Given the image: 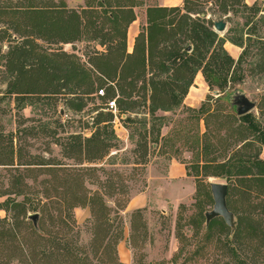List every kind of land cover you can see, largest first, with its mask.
Returning a JSON list of instances; mask_svg holds the SVG:
<instances>
[{"label":"trees","instance_id":"16d2710c","mask_svg":"<svg viewBox=\"0 0 264 264\" xmlns=\"http://www.w3.org/2000/svg\"><path fill=\"white\" fill-rule=\"evenodd\" d=\"M203 1L216 3L223 15L230 12L247 14L246 22L241 28H230L221 37L213 29L212 21L200 17L204 12L198 10L199 3ZM144 4L145 0H85L81 10H76L70 9L64 0L58 3L54 0H8V4L0 6V24L5 27V31L0 32V60L10 77L8 94L15 95L16 101L35 95L41 98L63 96L67 105L82 111L86 106L84 98L92 95L97 85L111 84L108 97L110 101L115 100L117 110L133 113L150 102L149 112L155 118L158 111L170 112L182 104L199 73L211 91L224 93L233 85L242 84L246 79L243 66L252 50L256 49L255 56L259 57L256 69L264 72V38L258 35L256 26L245 32L261 12L258 2L248 5L245 0H184L183 8L150 6L146 10V26L135 37L130 53L128 30L137 20L136 8ZM5 18L8 22H3ZM258 21L264 25V15ZM82 38L103 49L95 48L85 63L63 50V45ZM5 42H8V51L2 53ZM228 42L242 49L237 60L225 48ZM46 45L57 48H46ZM176 90H181V96ZM139 92H143L142 101L138 98ZM210 100L197 111L207 112ZM76 101H79L77 105ZM99 109L95 110L91 136L72 135V143L65 148L67 157L84 154L89 162H96L105 159L115 148L111 142L116 139V116L111 111ZM236 119L239 136L233 154L221 162L204 160L203 165H197L196 174L187 171V175L226 179L229 183L227 204L238 221L235 237L241 239L247 235L250 240L264 244V159L261 158L264 128L252 113ZM121 122L140 121L128 115ZM142 123L147 124V120ZM147 138L145 132L140 143L146 155ZM13 141V137L8 136V160L0 161V166L33 169L61 165L36 159L26 163L20 160L19 163ZM257 144L259 148L251 153ZM214 146L206 137L201 143L200 155L205 157ZM66 178H69L66 184L82 188L80 174H67ZM24 180V173L14 177L12 187L8 188V200L0 206L8 213L5 218H0V264H4L5 251L9 253V250L20 252L26 260L30 262L31 259L37 264H91L82 247L72 239V235L78 234L73 213L65 218L61 211L57 217H52L50 230H47L46 220H42L37 229L33 224L29 232L23 234L25 220L30 217ZM115 192L113 188L110 195ZM60 194L64 200L45 194L49 203L45 204L44 210L65 205L72 211L77 207H90L96 223L95 242L99 244L98 239L101 240L96 247L97 254H103L112 242L116 245L123 239V230L114 237L112 210L99 193L90 196L84 189L68 188ZM18 197H24V200L19 202ZM32 211H38V208L34 207ZM219 222L223 230L228 229L222 218H216L206 226L207 231H212ZM27 238H35L42 244L33 246L32 252L28 253ZM6 256L8 263L14 258L13 255Z\"/></svg>","mask_w":264,"mask_h":264},{"label":"rangeland","instance_id":"374dc122","mask_svg":"<svg viewBox=\"0 0 264 264\" xmlns=\"http://www.w3.org/2000/svg\"><path fill=\"white\" fill-rule=\"evenodd\" d=\"M60 1L54 0L56 3ZM64 1L70 9L81 10L85 5V0ZM245 1L248 5L258 2L261 6V12L245 28V32L256 26L258 35L264 38V25L258 21L264 15V0ZM6 4L8 0H0V6ZM199 4L198 10L205 15L200 17L214 24L220 20L226 22V32L218 33L221 37L230 28H241L246 22L247 14L230 12L223 15L216 3L203 1ZM150 6L183 8L184 0H145L143 6L136 8L137 20L128 30L130 53L134 49L135 37L146 26V10ZM2 20L8 22L7 18ZM2 24L0 32L5 31ZM130 30L132 36L129 35ZM226 44L225 48L237 60L242 49L229 42ZM46 48L57 47L46 45ZM63 48L83 63L88 61L95 48L103 50L84 38L65 44ZM7 51L8 42H5L2 53ZM256 53V49L252 50L245 60V81L233 85L220 97L214 95L202 73H199L182 104L170 112L158 111L154 118L149 112L150 102L147 106L136 108L133 113L125 114L117 110L114 113L116 139L111 142L115 148L105 159L96 162H89L84 154L79 156L75 153L72 158L67 157L65 148L72 143V135L91 136L93 118L97 114L95 110L102 107V111L108 112L106 103L110 101L108 92L111 84L97 85L94 93L84 98L86 106L82 111L67 105L63 96L41 98L35 95L16 101L15 95L8 94L10 77L3 66L4 62L0 60V161L8 160L9 136L14 139L19 163L20 160L26 163L33 159L61 163L58 167L38 166L33 169L17 165L0 166V206L8 200V188L12 187L14 177L24 173L27 187L23 189L27 193L28 216L38 214V225L46 220L47 230H50L52 217H57L61 211L65 218L73 213L78 234L72 235V239L82 247L91 264H264V244L260 241L250 240L247 235L238 239L235 237L236 231L233 233L229 227L223 230L220 222L215 224L212 231H207L205 213L214 206L210 182L229 185L226 179L187 175V171L196 174L197 165H203L204 160L221 162L233 154L239 136V122L236 119L239 116L233 106L236 95L244 94L256 103L252 114L264 128V72L256 69L259 60ZM102 89L104 95L99 93ZM176 94L181 96V90H176ZM146 95L149 98V93ZM138 98L143 100V92L138 93ZM208 99H211L208 111L199 113L197 110ZM74 103L77 105L79 101ZM128 115L140 122L122 123L121 120ZM145 120L147 124L142 123ZM145 132L148 133V156L140 145ZM206 137L215 146L204 157L200 152L201 143ZM259 146L257 144L250 152L255 153ZM261 158L264 159V150ZM67 174H80L82 188L66 184L65 181L69 179L66 178ZM68 188L84 189L90 196L96 192L103 196L112 210L114 223L111 231L115 237L123 230V239L116 245L112 242L103 254H97L96 247L101 240L98 239L99 244L95 242L96 223L90 207H77L72 211L65 205L60 209L51 207L48 211L44 210L45 204L49 203L45 194L64 200L60 193ZM113 188L116 192L110 195ZM138 196L140 199L133 206L130 205ZM17 200L22 202L24 197ZM34 207L38 211H32ZM6 216L8 213L0 209V218ZM25 223L23 234H27L33 226L30 217L26 218ZM34 239L25 240L26 252L30 253L33 246L42 244ZM120 246L125 248V253ZM9 253L5 251L4 264H37L31 259L30 262L26 260L20 252L9 250ZM6 255H13V260L8 263Z\"/></svg>","mask_w":264,"mask_h":264},{"label":"water","instance_id":"95a60500","mask_svg":"<svg viewBox=\"0 0 264 264\" xmlns=\"http://www.w3.org/2000/svg\"><path fill=\"white\" fill-rule=\"evenodd\" d=\"M203 16L205 15L203 14ZM214 30L216 33H225L227 30L226 22L223 20L215 22ZM188 50H191V48L189 47ZM221 94L222 93L218 90L214 91V95L217 97L222 96ZM233 106L236 107L237 115L241 117L252 113V111L256 108V103L251 101L246 95L238 94L235 96ZM210 189L214 200V206L211 211L205 213L206 226H208L212 220L216 218H222L225 224L234 233L237 229L238 221L235 214L229 209L227 204V197L229 192L228 184L210 182ZM30 219L33 221V224L37 229L39 215L34 214L30 216Z\"/></svg>","mask_w":264,"mask_h":264},{"label":"built area","instance_id":"2783aa9c","mask_svg":"<svg viewBox=\"0 0 264 264\" xmlns=\"http://www.w3.org/2000/svg\"><path fill=\"white\" fill-rule=\"evenodd\" d=\"M99 93H100V95H103V91H100ZM107 108H108L107 109L108 111L116 113L117 112V105H116L115 100L109 101L108 104H107Z\"/></svg>","mask_w":264,"mask_h":264},{"label":"crops","instance_id":"0c3cea01","mask_svg":"<svg viewBox=\"0 0 264 264\" xmlns=\"http://www.w3.org/2000/svg\"><path fill=\"white\" fill-rule=\"evenodd\" d=\"M166 7H167V6H166ZM129 35L132 36V31H131V30L129 31ZM226 45H227V44H226ZM226 45H225V46H226ZM233 46H234V45H233ZM234 47H236V46H234ZM139 199H140V196L136 197L135 199H133V200L131 201L130 205L133 206V205L136 203V201H138ZM121 244H122V243H121ZM121 244H120V245H121ZM122 245H123V244H122ZM121 247H122V246H120V250L124 251V253H125V248L123 247V248H124V250H123V248H121Z\"/></svg>","mask_w":264,"mask_h":264}]
</instances>
